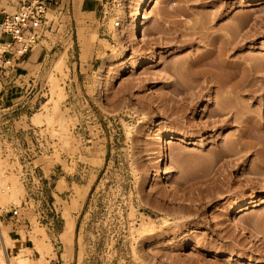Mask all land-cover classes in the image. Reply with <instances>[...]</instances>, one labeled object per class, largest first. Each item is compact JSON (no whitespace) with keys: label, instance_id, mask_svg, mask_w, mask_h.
Wrapping results in <instances>:
<instances>
[{"label":"rangeland","instance_id":"374dc122","mask_svg":"<svg viewBox=\"0 0 264 264\" xmlns=\"http://www.w3.org/2000/svg\"><path fill=\"white\" fill-rule=\"evenodd\" d=\"M96 5L48 10L33 45L43 64L23 77L11 63L0 72L5 99L15 98L4 107L32 105L0 113V189L23 185L19 199L0 200V214L16 208L24 222L1 219L8 254L22 244L39 256L28 236L19 242L24 230L49 241L45 264H264V0H153L149 45L132 54L110 23L99 26ZM48 76L62 93L63 128L32 120L50 96ZM66 207L74 255L58 237ZM141 218L153 226L142 237Z\"/></svg>","mask_w":264,"mask_h":264},{"label":"bare ground","instance_id":"6f19581e","mask_svg":"<svg viewBox=\"0 0 264 264\" xmlns=\"http://www.w3.org/2000/svg\"><path fill=\"white\" fill-rule=\"evenodd\" d=\"M152 2H153V0H122L120 15H119V19H118L119 24L117 27L112 26L113 29L110 31L111 32L110 34H111L112 39L116 40V42H118V44L120 46H122V48L127 49V51L131 52V54H132L136 44L149 45V41H148V39L145 35V31H144V26H145L146 21L148 19V16L145 14V11L147 10V8L149 7V5ZM78 37H79L80 42L83 45H87V42H86L85 38L83 37L81 31L78 32ZM102 42L105 45L108 44L106 41L102 40ZM106 46H109V44ZM110 47H111V45H110ZM110 47H108V48H110ZM110 50H111V48H110ZM111 53H113V51ZM63 54L61 52L60 55L63 56ZM119 54L122 55V53H119ZM65 57H66V55H65ZM57 58H58V60L57 61L55 60V62L53 64L54 66H52L53 68H59V65L62 66L61 63L64 62L61 59V56L60 57L58 56ZM222 68L224 69L225 67H222ZM218 72H220V71L216 70L217 76H215V74H216L215 72H213V74L215 73L214 76L216 77V80L218 79L216 81L217 84L223 86V85H225L224 84L225 82L223 81L224 78L222 79V76H221L222 73L220 72V74H219ZM98 73H100V72H98ZM218 74L221 77H218L219 76ZM48 77H50V76H48ZM48 79H49L50 84H51L50 85L51 86L50 87V96H49L48 100L45 101V103H43L41 105L44 112L42 115H40L41 111L39 113H34L32 120L35 123H40L42 121L40 116H43L45 122H47L49 124H53L56 122L62 127L63 118L61 119L60 116H58V112H59L58 101L59 100H57V99H60L62 93H60V91H59L60 87L58 88V85L55 83L54 78L50 77ZM221 79H222V82H221ZM105 86H106V84L104 85V87ZM229 92H230V90H225L224 93H225V95H227V94H229ZM49 102L53 103V106H51L50 108L48 107ZM170 138H171V136H170ZM5 180H8V179L5 175V173L0 168V185L4 184ZM59 181H60V183H64V181L61 179ZM89 187H90V184L88 182V183H86L84 189H82V190L79 189L76 191L74 197H72L71 198L72 200L69 202V204L71 203V206H70L71 209H74L77 211L80 209L81 201L84 199L85 194L88 191ZM8 188H9V191L7 193L5 192V190H3L4 188L0 189V200H2V202H3L6 200H10V199H11V201H12V199L15 200L17 197L19 199L18 195L20 194V196H21V192H23V185L19 184V182L18 183L14 182L12 188L11 189H10V187H8ZM3 203H5V202H3ZM237 210H238V212H242L244 210V208L238 207ZM63 216H64V224H63L62 230L58 234V237H59L60 243L63 245V248H64L66 255H69V253L72 251V248H73V237H74L75 223H74V220L71 218L70 210L67 207L63 211ZM141 219H140V221H142V222L138 223L139 229H136V230H139L143 234V235H141V237H142V236H144V233L149 234V232H152L151 231L152 228L150 227L152 225H150V224H149L150 226L147 225L146 223L143 222L144 218H141ZM150 222H152V221H150ZM35 229L41 230V228L40 229L35 228ZM20 230H21V228H20ZM41 231H42L41 232L42 236L45 239L46 234H45V232H43V230H41ZM37 233L30 231L29 233L25 234L24 230H23V233L18 232V234H21L19 242H23L26 239L25 238L26 236H28V239L32 242L33 247L35 248L36 252L39 255L34 260L31 257V255H32L31 248L25 247L22 244L20 245V248L17 247L18 249L16 251H11V253L9 255L7 250H6L7 244L9 246H10V244L12 245L11 242H14V240L11 239L7 233L3 232L5 241L3 240L4 246L0 248V264H45L48 261L46 259L47 254L49 255V253H52L54 255L55 253L50 249V245L48 244L49 241L46 243L43 240V238H39L40 236ZM143 239L145 240L144 237H143ZM53 255L48 256V258L53 257Z\"/></svg>","mask_w":264,"mask_h":264},{"label":"built area","instance_id":"2783aa9c","mask_svg":"<svg viewBox=\"0 0 264 264\" xmlns=\"http://www.w3.org/2000/svg\"><path fill=\"white\" fill-rule=\"evenodd\" d=\"M98 2L99 26L104 27L110 23L111 26L117 27L122 0H98ZM7 6L14 10L8 12ZM47 10V0H0V72L5 71L6 65L9 66L13 58L24 55L43 36L44 30L49 27ZM8 215L17 223L23 222L18 210L11 208L0 214V223L1 219ZM14 234L17 235L15 232ZM3 246L0 229V248Z\"/></svg>","mask_w":264,"mask_h":264},{"label":"crops","instance_id":"0c3cea01","mask_svg":"<svg viewBox=\"0 0 264 264\" xmlns=\"http://www.w3.org/2000/svg\"><path fill=\"white\" fill-rule=\"evenodd\" d=\"M98 2V0H96ZM96 1L94 0H83V2H80L79 0H47V6H48V10L50 11H57L60 10L64 11V12H69V11H74V10H86V9H90L91 7L94 9L95 11H97L98 5H96ZM80 3V7L78 6ZM96 5V6H95ZM44 32H43V36H44ZM37 45V44H36ZM35 45V46H36ZM34 47L32 46V48L30 50H28L24 55L20 56V57H16L13 58L11 60V64L14 66V71L15 74L19 77H23V76H28L32 74V70L33 68H35L37 66V63L40 61V59L43 57V53H42V49L41 51H37V52H33ZM47 56V54H46ZM45 60V57H43L41 63H39V65L41 66L43 64ZM75 64H77L76 62H74ZM77 66V65H76ZM19 71V72H18ZM29 79H32L31 77H29ZM32 83L35 82V80H31ZM8 96V85L5 84V81L2 80L0 81V113L6 114V112L3 111H7V109L12 108L13 106H6L4 107L5 104H7L8 102H11L13 100H15V98H11L9 99H5ZM27 102H21V106H19V108H15V109H11L13 112L17 111L19 113L24 112V110L32 108V105H28L27 106ZM0 116V117H2ZM21 117V116H20ZM3 118V117H2ZM10 121V120H7ZM19 135H21V133L19 132ZM52 175H55V172H52ZM52 197V196H51ZM50 209L49 211L47 209H44L42 211H38L37 212V216L39 217V214L42 215V219H44V217L47 218V216L50 213ZM52 212V211H51ZM52 220V219H51ZM48 221L47 223H45V226H51V229H53V223L52 221ZM15 233L17 234V232L15 231ZM16 239V238H15ZM18 240V238H17ZM72 255H74V248L72 251ZM64 264V263H61Z\"/></svg>","mask_w":264,"mask_h":264}]
</instances>
